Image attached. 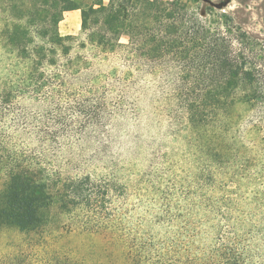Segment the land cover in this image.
<instances>
[{
  "label": "trees",
  "instance_id": "1",
  "mask_svg": "<svg viewBox=\"0 0 264 264\" xmlns=\"http://www.w3.org/2000/svg\"><path fill=\"white\" fill-rule=\"evenodd\" d=\"M233 44L182 0H0V233L29 250L0 264H264V55ZM162 65L181 66L195 150L179 179L110 152ZM57 231L84 240L56 248Z\"/></svg>",
  "mask_w": 264,
  "mask_h": 264
},
{
  "label": "rangeland",
  "instance_id": "2",
  "mask_svg": "<svg viewBox=\"0 0 264 264\" xmlns=\"http://www.w3.org/2000/svg\"><path fill=\"white\" fill-rule=\"evenodd\" d=\"M171 1V0H169ZM191 14L208 25L221 28L234 41V49L247 48L250 54L264 55V0H182ZM129 38L123 36L122 44ZM122 66V65H119ZM113 67V66H112ZM179 65H162L157 77H140L136 92H130L124 112L108 124L114 159L139 172L155 167L177 179L193 176L195 150L190 146L187 116L175 90L180 79ZM134 175V172H132ZM56 229V228H54ZM57 230H59L57 228ZM51 245H81L83 237L54 233ZM26 237L15 230L0 233V261L16 257Z\"/></svg>",
  "mask_w": 264,
  "mask_h": 264
},
{
  "label": "crops",
  "instance_id": "3",
  "mask_svg": "<svg viewBox=\"0 0 264 264\" xmlns=\"http://www.w3.org/2000/svg\"><path fill=\"white\" fill-rule=\"evenodd\" d=\"M108 5L110 0H103ZM59 32L62 36H77L81 32V12L74 10L67 12L59 25Z\"/></svg>",
  "mask_w": 264,
  "mask_h": 264
}]
</instances>
